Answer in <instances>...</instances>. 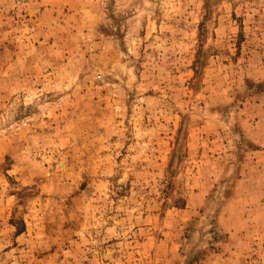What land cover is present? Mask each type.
<instances>
[{
  "label": "rangeland",
  "instance_id": "1",
  "mask_svg": "<svg viewBox=\"0 0 264 264\" xmlns=\"http://www.w3.org/2000/svg\"><path fill=\"white\" fill-rule=\"evenodd\" d=\"M0 264H264V0H0Z\"/></svg>",
  "mask_w": 264,
  "mask_h": 264
}]
</instances>
